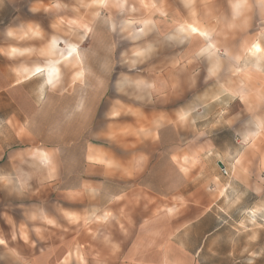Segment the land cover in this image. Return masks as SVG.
<instances>
[{"label":"crops","instance_id":"0c3cea01","mask_svg":"<svg viewBox=\"0 0 264 264\" xmlns=\"http://www.w3.org/2000/svg\"><path fill=\"white\" fill-rule=\"evenodd\" d=\"M119 1L105 0L82 37L52 38L51 57L22 69L21 78L0 67V251L13 264H203L200 254L221 228L211 212L215 203L208 195L207 204L192 202L194 192L180 206L181 189L193 183L185 179L181 153L200 165L206 151L196 143L198 133L186 135L179 125L181 93L188 90L182 62L193 55L207 60L198 91L204 98L194 87L186 103L189 117L201 116L207 104V186L216 188L213 178L228 177L224 168L235 174L231 186L253 195L264 189L258 180L264 158H243L245 151L236 147L231 156L215 143L230 131L238 146L246 135L240 131L244 109H264L243 104L242 56L225 47L219 53L206 31V37L189 35L188 24L179 25L178 0L164 10L163 0ZM258 3L264 12V0H252V6ZM248 5L231 2L236 22ZM240 38L236 43H245ZM255 45L248 49L251 57L261 52L251 55ZM21 52L13 48L10 55ZM37 68L44 73L46 102L19 104L23 83L38 75ZM120 87L145 96L140 104L116 101ZM247 115L258 118L253 111Z\"/></svg>","mask_w":264,"mask_h":264},{"label":"rangeland","instance_id":"374dc122","mask_svg":"<svg viewBox=\"0 0 264 264\" xmlns=\"http://www.w3.org/2000/svg\"><path fill=\"white\" fill-rule=\"evenodd\" d=\"M178 1L181 10L179 25L188 24L205 34L207 32L217 42L218 48L221 49L218 51L219 53L225 47L232 55L242 56L240 68L242 69L243 104L245 106H256L255 104L262 106L264 104V12L260 4L252 6V0H249L247 10L242 14V21L238 23L229 10L231 2L234 0ZM104 3L105 0H14L13 5H10L0 0V67L13 70L16 74L20 73L21 78L24 73L22 69H31L35 65L45 64L46 60L51 57L46 52L49 41L52 38L82 37L86 31L85 26L96 15L97 8ZM159 5L163 10L170 9L173 2L172 0H163V3ZM239 37H241L240 42L245 41V43H236ZM253 42L258 44L255 46L261 47V52L251 57L248 49ZM203 46L204 44L199 48L201 49ZM65 47L61 46L60 50L64 51ZM13 48L22 52L10 55ZM56 50L57 48L51 49L53 53ZM254 54L251 50V55ZM187 59L182 63H185L188 68L185 73L188 76L184 78L185 83L183 84L184 88L188 90L184 94L181 93L179 125L186 135H190L193 130L198 133L196 143L203 145L202 147L206 151L201 155L200 165L188 157L186 152L181 153V156L185 157V161H183L185 167L183 172L187 173L185 179L192 180L193 186L191 184L181 189L185 198L180 197V206L190 203L188 198H192L194 192L195 198H192V202L207 204L208 195L215 203L211 212L220 218L217 224L221 228L217 232V236L207 242L206 248L200 254L203 264H264V189H260L259 195H253L245 189L231 186L233 183L236 185L235 174L232 176L231 172H228L226 179L219 178L218 181L215 178L212 179L218 187L207 186V104L202 109L203 114L197 117L187 116L191 108H188V104H186L194 95V87H196L197 96H200L198 91L203 90L204 79L200 76L205 71L203 67L206 68L207 60L204 55H193ZM68 66L73 69L75 65L68 64ZM61 67L65 69L67 65ZM183 69L185 68H181V70ZM123 73L124 68L120 66L114 78L117 84L122 83ZM63 74L65 73L62 72ZM41 81L42 76L38 74L23 83L25 86L24 89L21 88L19 104H45L48 89L44 87L41 92ZM122 89L123 87H120V90L112 96L114 100L123 101L126 98L132 100L133 104H140L145 96L138 92H132L131 95L130 93L125 94ZM203 98L201 93L200 99L203 100ZM7 100L8 98L5 97V104L8 102ZM212 106H209L208 113L212 111ZM251 111L258 118L250 119L247 113ZM244 112L243 123L240 124V131L246 134L244 141L238 140L239 145L235 146L238 137H233L232 133L228 131L217 135L215 143L228 150L231 156H234L235 147L238 149L237 151L244 150L243 158L252 156L257 162L258 159L264 158V120H261L264 109L247 108L244 109ZM260 122L261 124L258 126L257 123ZM252 133H256V135H252ZM259 169L258 180L264 182L261 165ZM226 185H230L226 194L220 201H216L223 194V187ZM187 193L193 194L188 197ZM213 224L215 225L214 221ZM0 257L4 259L5 264H13L10 257L4 252L0 251Z\"/></svg>","mask_w":264,"mask_h":264},{"label":"bare ground","instance_id":"6f19581e","mask_svg":"<svg viewBox=\"0 0 264 264\" xmlns=\"http://www.w3.org/2000/svg\"><path fill=\"white\" fill-rule=\"evenodd\" d=\"M116 1H119V0H116ZM119 2H120V4H123V0H120ZM185 29L188 31L189 35H191V36L199 35V36H202V37H206V34L204 32L200 31L198 28H196V27H194L192 25H188ZM193 29H195V31H193ZM182 30H183V28H182ZM260 50H261L260 47L256 46L255 49H254V53H257Z\"/></svg>","mask_w":264,"mask_h":264},{"label":"snow or ice","instance_id":"6c2138e0","mask_svg":"<svg viewBox=\"0 0 264 264\" xmlns=\"http://www.w3.org/2000/svg\"><path fill=\"white\" fill-rule=\"evenodd\" d=\"M193 31H195V29H193ZM36 72H37L38 74H40L41 76H43V74H44V73H43V70L40 69V68H37V69H36ZM56 75H57V73H56L55 69H53L52 71H50L49 76H50L51 78L48 79L47 83L50 84V85L53 84ZM4 243H5L4 240H0V245H3Z\"/></svg>","mask_w":264,"mask_h":264},{"label":"built area","instance_id":"2783aa9c","mask_svg":"<svg viewBox=\"0 0 264 264\" xmlns=\"http://www.w3.org/2000/svg\"><path fill=\"white\" fill-rule=\"evenodd\" d=\"M221 173H222L224 176H227V175H228V172H227L224 168L221 169Z\"/></svg>","mask_w":264,"mask_h":264},{"label":"clouds","instance_id":"9594fccd","mask_svg":"<svg viewBox=\"0 0 264 264\" xmlns=\"http://www.w3.org/2000/svg\"><path fill=\"white\" fill-rule=\"evenodd\" d=\"M0 240H2V239H0ZM0 264H5V261L2 257H0Z\"/></svg>","mask_w":264,"mask_h":264}]
</instances>
